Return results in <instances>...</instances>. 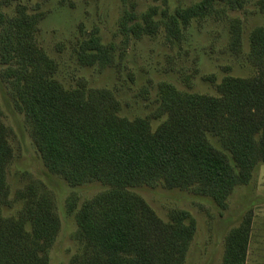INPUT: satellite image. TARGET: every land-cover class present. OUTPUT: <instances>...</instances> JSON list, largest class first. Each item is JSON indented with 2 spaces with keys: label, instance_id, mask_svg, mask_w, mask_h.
I'll return each mask as SVG.
<instances>
[{
  "label": "trees",
  "instance_id": "1",
  "mask_svg": "<svg viewBox=\"0 0 264 264\" xmlns=\"http://www.w3.org/2000/svg\"><path fill=\"white\" fill-rule=\"evenodd\" d=\"M219 2L232 10L245 3L201 0L164 12L159 20L157 10L139 15L132 5L119 21L124 36L120 59L131 40L154 37L162 27L170 45L181 43L194 21L214 17ZM260 10L264 13V0ZM45 16L30 14L24 5L12 17L0 12V62L48 170L71 186L99 182L108 187L78 210L84 253L69 264H186L197 232L191 213L175 209L164 220L132 189L162 184L190 190L226 210L235 189L252 181L264 164V27L249 35L246 58L256 75L225 76L216 85V96L160 82L157 109L129 119L120 115L123 104L113 90L90 87L84 78L68 89L56 79L59 65L36 38ZM119 48L105 43L94 28L79 41L76 61L105 70L117 64ZM228 50L236 57L245 52L241 19L230 21ZM202 78L216 84L214 75ZM163 117L153 129L152 120ZM13 158L10 129L0 121V264H50L49 252L62 228L54 195L30 181L11 198ZM14 203H20L16 214L5 215V207ZM253 224V211H248L229 231L222 264L248 263Z\"/></svg>",
  "mask_w": 264,
  "mask_h": 264
},
{
  "label": "rangeland",
  "instance_id": "2",
  "mask_svg": "<svg viewBox=\"0 0 264 264\" xmlns=\"http://www.w3.org/2000/svg\"><path fill=\"white\" fill-rule=\"evenodd\" d=\"M2 0H0L1 3ZM201 0H10L0 4V12L12 17L17 7L24 5L30 14L46 16L38 26L39 46L59 65L56 79L65 88L76 87L84 78L90 87L109 88L122 102V117H147L159 106L158 84L170 82L179 90L216 96V85L227 75L251 77L256 70L248 63L250 32L264 27L263 0H244L243 8L232 10L224 2L216 5L218 12L202 23L194 21L184 39L170 45L163 27L154 37L131 40L125 56L120 59L124 36L119 21L125 10L136 6L139 15L151 9L172 13L176 8L188 7ZM243 21L245 52L236 57L228 50L231 19ZM94 28H99L105 43L119 48L117 64L101 70L82 67L76 61L75 50L79 41ZM4 66L0 62V121L10 129V143L14 158L8 168V183L12 197L30 181L40 182L55 198L56 210L62 222L57 241L49 252L50 264H69L84 253L76 214L84 202L108 189L94 182L71 186L62 177L51 173L45 166L32 138V129L16 104L11 86L3 79ZM198 71V72H196ZM214 75L216 84L203 80ZM165 117L152 120L156 129ZM213 144L221 148L212 138ZM142 196L164 220L170 211L187 210L197 224L196 236L190 247L186 264H222L225 239L248 211H253L254 224L247 264H264V164L259 165L252 181L235 189L228 208L221 210L207 197L190 190L166 189L162 184L132 189ZM20 203L5 207V215L16 214Z\"/></svg>",
  "mask_w": 264,
  "mask_h": 264
}]
</instances>
